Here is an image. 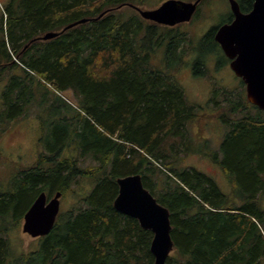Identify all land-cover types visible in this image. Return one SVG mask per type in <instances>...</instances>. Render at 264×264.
Here are the masks:
<instances>
[{"label":"trees","instance_id":"1","mask_svg":"<svg viewBox=\"0 0 264 264\" xmlns=\"http://www.w3.org/2000/svg\"><path fill=\"white\" fill-rule=\"evenodd\" d=\"M145 1L6 0L0 119L35 109L36 115L48 113L51 127L41 142L45 152L0 190V264H151L153 233L113 207L116 179L129 174L141 175L169 210L174 249L167 264H264V111L245 95L212 87L207 104L218 113L208 114L228 129L209 157L228 188L183 165L182 155L200 150L192 146L188 124L201 107L190 104L176 78L152 58L165 46L164 58L175 67L190 53L189 37L126 5ZM251 3L240 0V7L248 11ZM124 5L129 12H118ZM83 18L88 20L61 31ZM49 31L61 32L40 38ZM212 36L213 28L202 43L220 51ZM195 65L201 68L202 61ZM64 90L77 99L74 117ZM78 156L95 164L82 167ZM82 179L91 181L89 192L80 194L72 185ZM43 190L48 198L60 191L78 199L58 213L52 231L36 237L34 249L15 254L7 232Z\"/></svg>","mask_w":264,"mask_h":264},{"label":"rangeland","instance_id":"2","mask_svg":"<svg viewBox=\"0 0 264 264\" xmlns=\"http://www.w3.org/2000/svg\"><path fill=\"white\" fill-rule=\"evenodd\" d=\"M161 1L163 0H146L140 6L137 3L135 5L141 9H149L156 7ZM228 1L203 0L199 6V12L194 15L191 21L177 24L176 29L180 33L188 34L189 39L185 44L190 53L182 55L180 62L175 67H171L170 63L166 62L164 58L165 46L158 48L152 58V62L156 67L165 73H171L176 78L183 87L188 102L201 107L198 108V117L188 124L192 146L200 150L182 155V164L213 175L224 190L228 188L227 181L218 166L213 164L214 162L210 159L209 154L219 149L228 126L224 125L215 115L209 116L208 113L217 114L218 112H214L209 108L207 99L212 87L230 89L232 91H228V93L233 94L235 97H243L245 90L239 85L238 78L226 66L221 51L217 49V52H212V45L204 46L202 38L212 29L213 25L229 17ZM5 4H7L6 0H0V18L2 17L3 21L6 18ZM120 11L129 12V8L124 5L118 12ZM198 60L202 61L201 68L195 65ZM5 83L4 79L0 78V112L2 109L1 93ZM60 92L64 97L63 100H68V103L72 106L69 115L74 117V110H80L76 97L72 95L71 90ZM228 93L225 95H228ZM219 99L221 100L223 97L219 96ZM39 112L40 114L36 115V110L33 109L31 114H25L17 119L10 121L0 119V190H5L9 180L21 168L33 165L41 151L45 152L41 142H44V137L50 132L51 126L46 122L48 113ZM78 119H82V116L80 115ZM41 129L46 130V133H41ZM40 138L42 141L39 140ZM63 155L69 154L64 151ZM78 164L83 167L95 164V162L90 157H79ZM90 181L82 179L79 184H73L72 187L80 194L87 193L89 192ZM77 199L78 195L76 196L70 192L63 195L60 198L59 212L68 209ZM261 203L264 208V198ZM22 223L23 220L16 226L11 227L6 235L10 248L15 254L30 251L36 246L37 239L22 231Z\"/></svg>","mask_w":264,"mask_h":264},{"label":"water","instance_id":"3","mask_svg":"<svg viewBox=\"0 0 264 264\" xmlns=\"http://www.w3.org/2000/svg\"><path fill=\"white\" fill-rule=\"evenodd\" d=\"M199 1L164 0L152 9H141L131 3L126 5L136 9L144 19L173 26L189 21ZM229 3L234 19L222 26L215 38L224 54L231 59L230 68L243 80L247 100L264 111V0H254L246 13L240 11L236 0H229ZM87 20L80 19L61 31ZM61 31H49L40 38L50 39ZM116 181L118 194L113 207L137 219L143 229L151 230L153 236L149 249L154 257L151 264H167L166 260L174 249L169 210L144 187L141 175L129 174L118 177ZM61 196L62 193L56 191L48 198L47 193L41 191L23 215L22 231L34 238L47 235L59 213Z\"/></svg>","mask_w":264,"mask_h":264},{"label":"flooded vegetation","instance_id":"4","mask_svg":"<svg viewBox=\"0 0 264 264\" xmlns=\"http://www.w3.org/2000/svg\"><path fill=\"white\" fill-rule=\"evenodd\" d=\"M164 1V0H163ZM185 1H188V0H185ZM192 1H194V0H192ZM253 1L254 0H252V3H251V6H250V9L252 8V5H253ZM162 2V1H161ZM161 2L159 3V4H161ZM201 2H202V0H200L199 1V3H198V5L196 6V10L194 11V13L192 14V16H191V18H190V20L189 21H191L192 20V18L194 17V15L195 14H197L198 12H199V6H200V4H201ZM236 2L238 3V5H239V9H240V11L241 12H248V11H243L242 9H241V7H240V0H236ZM158 4V5H159ZM228 4H229V17L228 18H226L225 20H222L221 22H218L217 24H215V25H213L212 26V28H213V36H212V38L214 39V41L218 44V47L220 48V51H221V54L223 55V58L225 59V62H226V66H228L229 68H230V61H231V59H229L225 54H224V52H223V50H222V48H221V46H220V44L216 41V38H215V35H216V33H217V31L222 27V26H224V25H228V24H230L232 21H233V19H234V14H233V12H232V10H231V8H230V3H229V1H228ZM157 5V6H158ZM137 6V5H136ZM156 6V7H157ZM139 7V6H138ZM155 8V7H154ZM149 9H152V8H149ZM137 11V10H136ZM146 20H148V19H146ZM154 22V21H153ZM187 22V21H186ZM181 23H183V22H181ZM177 24H180V23H177ZM177 24H175V25H173V26H169V27H174V28H176L177 27ZM163 25V24H162ZM166 26H168V25H166ZM217 67V66H216ZM230 70L232 71V69L230 68ZM232 73L234 74V72L232 71ZM234 76L236 77V78H238V82H239V85H241L242 86V89H244L245 90V84H244V82H243V80L240 78V77H238V76H236L235 74H234ZM222 88V87H221ZM223 89H225V90H227L226 88H223ZM230 90V89H229ZM209 96H210V93H209ZM208 96V99L210 98ZM245 96H246V93H245ZM207 99V100H208Z\"/></svg>","mask_w":264,"mask_h":264},{"label":"bare ground","instance_id":"5","mask_svg":"<svg viewBox=\"0 0 264 264\" xmlns=\"http://www.w3.org/2000/svg\"><path fill=\"white\" fill-rule=\"evenodd\" d=\"M103 2V1H102ZM95 3H96V1H95ZM128 6V5H127ZM95 7V6H94ZM99 7V6H98ZM96 8V7H95ZM118 10V9H117ZM111 11V10H110ZM116 11V10H115ZM162 26V25H161ZM212 34V33H211ZM98 37V36H97ZM131 39V38H130ZM214 40V39H213ZM124 50V49H123ZM10 53V52H9ZM100 53V52H99ZM112 54V53H111ZM132 53L130 52V55H131ZM169 54V53H168ZM109 55H110V53H109ZM125 55H127V54H125ZM16 57V56H15ZM113 57V56H112ZM132 57V56H131ZM11 58V57H10ZM13 59V58H12ZM19 59V58H18ZM175 62V61H174ZM124 63V62H123ZM24 64V63H23ZM136 65V64H135ZM201 71V70H200ZM201 73V72H200ZM20 81V80H19ZM38 82V81H37ZM64 85V84H63ZM58 87V86H57ZM25 91V90H24ZM26 92V91H25ZM35 94V93H34ZM89 97V96H88ZM95 101V100H94ZM97 112V111H96ZM57 119V118H56ZM92 120V119H91ZM63 122V121H62ZM88 122V121H87ZM68 123V122H67ZM79 123V122H78ZM60 125V124H59ZM56 127V126H55ZM57 129V128H56ZM99 130V129H98ZM58 131V130H57ZM62 131V130H61ZM98 132V131H97ZM72 133V132H71ZM79 133V132H78ZM104 133V132H103ZM54 135V134H53ZM101 135V134H100ZM82 136V135H81ZM101 137V136H100ZM64 138V137H63ZM62 141V140H61ZM104 141V140H103ZM99 144V143H98ZM102 144V143H101ZM125 144V143H124ZM130 146V145H129ZM79 153V152H78ZM132 154V153H131ZM58 159V158H57ZM62 159V158H61ZM41 161V160H40ZM76 161V160H75ZM79 165V164H78ZM74 166V165H73ZM87 171V170H86ZM24 175V174H23ZM143 175V174H142ZM118 186V185H117ZM31 205V204H30ZM28 207V206H27ZM27 209V208H26ZM52 231V230H51Z\"/></svg>","mask_w":264,"mask_h":264}]
</instances>
